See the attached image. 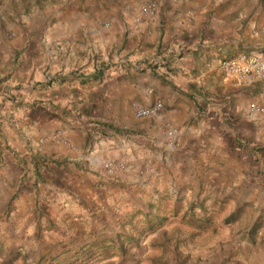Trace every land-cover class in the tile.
Segmentation results:
<instances>
[{"label":"crops","instance_id":"obj_1","mask_svg":"<svg viewBox=\"0 0 264 264\" xmlns=\"http://www.w3.org/2000/svg\"><path fill=\"white\" fill-rule=\"evenodd\" d=\"M131 8L123 22L113 20L112 29L104 30L96 19L84 18L78 4L67 3L41 43L47 66L60 53L64 65L71 61L72 43L81 48L74 39L85 26V35L94 38L88 63L105 62L114 41L126 40L112 73L101 67L92 78L62 77L49 85L48 72L12 71V84L21 77L31 87L22 109L6 104L0 111V215L12 205L9 237L20 241L37 232L46 235L38 247L96 251L107 237L94 233L108 221L107 203H143L146 193L156 192V198L166 190L175 201L251 206L256 213L247 234L264 217L263 161L239 142L264 126L249 110L252 103L264 105V79L242 83L221 68L224 59L264 53V0H162L156 17L139 22ZM36 82L43 84L34 87ZM35 100L42 102L40 110ZM157 101L165 107L160 116L136 117L137 107ZM168 125L180 130L178 148L168 144ZM58 134L77 150L57 140ZM111 159L132 170L102 175L101 164ZM146 165L153 175L140 174ZM255 231L254 243L224 246L223 254L220 249L231 256L224 264H264V221Z\"/></svg>","mask_w":264,"mask_h":264},{"label":"rangeland","instance_id":"obj_2","mask_svg":"<svg viewBox=\"0 0 264 264\" xmlns=\"http://www.w3.org/2000/svg\"><path fill=\"white\" fill-rule=\"evenodd\" d=\"M145 1L132 0L130 4L139 5L133 9L126 0H87V3L85 0H0V14L4 18L0 19V111L6 104L19 109L24 105V91L31 85L26 86L25 79L21 77L12 84V71L18 66L22 70L30 68L39 73L44 72V75L48 72L44 84L49 85L62 77L72 78L73 81L82 77L92 78L101 67H106L109 73L119 68L126 40L114 41L111 54L105 62L102 63L99 58L94 64L88 63V49L94 47V38L85 35L88 26L82 29V36L80 30L77 31L74 40L81 48L77 49L72 43L69 53L71 61L65 62L67 65L62 63L63 53L50 58V62L45 65V60L40 57V48H43L41 43L45 41L50 28L57 23L59 7L67 3L78 4L84 18L96 19L104 30L108 21L110 28L106 30H111L113 20H117V24L123 22L129 6L136 17V10ZM12 45L17 46L15 48ZM55 51L59 53L57 47ZM100 51L102 55L104 49L100 48ZM84 81L87 83L90 79ZM41 84L43 82H36L34 87ZM40 103V100H35L33 105L40 110ZM63 110L67 112L68 109L66 107ZM239 140L241 149L257 152L261 156L257 161L260 159L264 165V126H260L256 136L239 137ZM152 170L146 165L140 174L144 176L149 173L151 176ZM110 194L111 198L114 197V193ZM155 194L146 193L143 203L117 201V198L116 204L107 203L105 211L109 213L108 221L102 228L103 232H94L99 239L107 236L104 245L96 251L87 248L75 253L59 246L38 247V244L46 241V235L41 233L35 232L20 241L6 235L12 215L10 204L0 215V264H217L214 261L220 259L224 264L227 259L231 262V256L221 255L225 247L231 249L234 244L245 241L254 243L252 233L256 234L255 230L263 226L264 217L260 216L249 234L244 231L252 224L256 213L249 205H238L233 209L232 204L175 201L167 190L164 196L155 198ZM36 222L42 229V219ZM83 237L80 242L85 239ZM65 238L59 239L64 242Z\"/></svg>","mask_w":264,"mask_h":264},{"label":"built area","instance_id":"obj_3","mask_svg":"<svg viewBox=\"0 0 264 264\" xmlns=\"http://www.w3.org/2000/svg\"><path fill=\"white\" fill-rule=\"evenodd\" d=\"M161 0H146L136 11V20L142 21L145 18H154L158 15L161 7ZM193 15V13H191ZM106 29L110 28V24L105 25ZM264 29V28H263ZM222 70L231 77H235L242 83H253L259 79H264V53L260 51H251L242 53L234 58H227L221 61ZM165 107L162 101H157L151 106L137 107L135 115L138 119H150L160 116ZM250 113L264 121V105L252 103L250 105ZM61 134V133H60ZM180 130L172 125L167 127V137L169 146L175 148L178 145ZM55 138L65 144L72 150H77V147L64 139L61 135H56ZM102 175L115 178L120 174L126 173L129 166L126 162L118 160H106L101 164Z\"/></svg>","mask_w":264,"mask_h":264}]
</instances>
